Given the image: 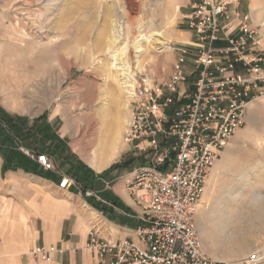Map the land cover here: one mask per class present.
Masks as SVG:
<instances>
[{"label":"rangeland","instance_id":"rangeland-1","mask_svg":"<svg viewBox=\"0 0 264 264\" xmlns=\"http://www.w3.org/2000/svg\"><path fill=\"white\" fill-rule=\"evenodd\" d=\"M195 1L0 0L2 168L9 169L15 158L27 159L28 165L34 157L24 151L45 153L34 145L49 144L48 139L57 134L90 163L96 160L102 138H107L119 151L116 162L131 160L120 167L129 170L138 164L137 151L128 149L122 140L130 119L123 81L139 74L165 83L184 50L186 72L193 70L195 35L185 34L190 28L183 15ZM229 2L230 30L246 17L244 22L255 32L252 53L264 55V0ZM13 26L19 28L13 31ZM139 34L146 38L140 40L144 50L138 53L141 67L137 68L134 43ZM11 40L21 44L19 53ZM16 63L27 70L29 86L26 83L24 89L35 91L37 97L28 107L15 108L7 100ZM182 83L189 84L187 79ZM249 102L242 126L221 149L207 176L206 198L198 205L196 221L203 250L211 258L264 264V91L251 94ZM62 149L56 144L59 156ZM78 161L80 170L72 167L70 173L80 185L93 186L87 166ZM53 162L55 172H62L61 162ZM1 193V201L10 195L7 187L0 188ZM8 222L0 221V264H12L17 256L8 246Z\"/></svg>","mask_w":264,"mask_h":264},{"label":"built area","instance_id":"built-area-1","mask_svg":"<svg viewBox=\"0 0 264 264\" xmlns=\"http://www.w3.org/2000/svg\"><path fill=\"white\" fill-rule=\"evenodd\" d=\"M228 4L197 0L183 15L195 35L190 73L184 50L165 83L139 74L123 81L130 119L122 140L128 149L137 151L134 154L140 160L125 187L142 209V224L135 229L136 240L119 241L102 238L91 224L87 247L98 264H238L204 252L196 221L211 168L242 126L251 94L264 91V55L252 53L255 32L244 22L246 17L230 30ZM218 40L227 44L214 46ZM190 74H195L191 85L181 87ZM24 153L43 169L55 171L47 154ZM56 172L60 188L76 185L85 195L92 194L74 178ZM56 250L41 245L28 253L49 261Z\"/></svg>","mask_w":264,"mask_h":264},{"label":"crops","instance_id":"crops-1","mask_svg":"<svg viewBox=\"0 0 264 264\" xmlns=\"http://www.w3.org/2000/svg\"><path fill=\"white\" fill-rule=\"evenodd\" d=\"M185 24L187 25V22ZM185 34L191 37L193 32L186 28ZM226 44L225 40L215 42V46ZM193 76L195 77V74L186 77L188 87L193 82ZM187 86L185 83L181 84V87ZM57 135V138L48 139L51 142L49 144L38 143L34 146L37 145L40 152L47 153L56 163L61 162L59 168L62 173L74 178L79 185L77 178L70 171L72 167L80 170L81 162L78 160L82 161V164L87 166L85 169L93 186H80L92 194L85 195L76 185L66 189L60 188V174L54 170L43 169L34 158L29 159L31 163L28 162V165L11 166L4 170L2 151H5L2 149L0 188L7 187L10 195L0 200L1 205H5L4 209H0L3 216L0 221H9L7 242L10 250L17 254L12 264H98L95 253L87 247L88 230L93 223L99 235L107 240L137 239L135 229L142 224V209L125 187L126 181L133 175V167L128 170V167L119 166L107 171L110 165L116 162L114 159L119 151L114 157L103 162L96 157V160L90 163L83 159L63 136ZM65 143L70 149H67ZM56 144L63 147L60 156L56 152ZM73 152L78 160L73 157ZM98 163L102 164L96 167ZM1 195L2 193L0 197L3 198ZM41 245L54 246L57 249L51 254L49 261L34 258L28 253L30 248Z\"/></svg>","mask_w":264,"mask_h":264},{"label":"bare ground","instance_id":"bare-ground-1","mask_svg":"<svg viewBox=\"0 0 264 264\" xmlns=\"http://www.w3.org/2000/svg\"><path fill=\"white\" fill-rule=\"evenodd\" d=\"M24 1L27 2L28 0H24ZM58 5L56 6V8L58 7ZM18 26H13L12 30L13 31L14 30H17L19 28ZM18 33H19V35H23V31L18 32ZM139 37L140 38L137 39L135 41V43H134L135 53H137V55H136V57H137V59H136V67L137 68H140L141 67L140 60L138 59V57H139L138 56V53H141L144 50L143 47H141V45H140V40L146 38L145 35H143V34H139ZM11 42L13 43L14 48H16V52L19 53L20 50L23 49L22 46H21V44L18 43V41L11 40ZM117 55L118 54H114L113 56H115L117 58ZM121 68H124V67H121ZM121 68L120 67H118V68L116 67L115 69L120 70ZM25 70H26V68L24 66L19 65L17 63L12 67V71L11 72H13V80L14 81L13 82L10 81L11 82V85H10L9 92L7 93V100L10 103V105L12 107H15V108L28 107V106L32 105L35 101H37L36 100L37 97H36V95L34 93L35 91L34 92L33 91L27 92L24 89V87H25V85L27 83V80H26L27 78H26V75H25ZM7 73H9V72H7ZM28 86H29V84H28ZM1 88H2V85L0 84V89ZM250 102H248V104ZM248 104H247V106H248ZM112 144H114V143H110L107 138H102L101 143L98 146L97 151H96V154H95L96 157L100 158V162H103L104 160H107L109 158H112V157H114L117 154V151L118 150ZM100 164H102V163H100ZM100 164L98 163L95 166L96 167H99V166H101ZM207 180H206V183H207ZM204 191H205V189H204ZM205 198H206V195L203 192V194H202V196H201V198L199 200V204H200V201L201 200L202 201L205 200Z\"/></svg>","mask_w":264,"mask_h":264},{"label":"trees","instance_id":"trees-1","mask_svg":"<svg viewBox=\"0 0 264 264\" xmlns=\"http://www.w3.org/2000/svg\"><path fill=\"white\" fill-rule=\"evenodd\" d=\"M16 160V162L14 163V164H12V166H24V165H26V163L27 162H23L22 160H20L19 158H15ZM129 161H131V160H128V161H123V162H116V163H114V164H112L111 166H110V168H112V167H114V166H120V165H122L123 163L124 164H129ZM84 187V186H83Z\"/></svg>","mask_w":264,"mask_h":264}]
</instances>
